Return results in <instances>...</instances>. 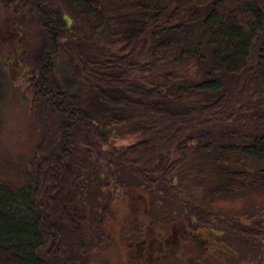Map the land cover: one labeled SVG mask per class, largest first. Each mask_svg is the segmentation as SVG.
<instances>
[{"label":"trees","instance_id":"trees-1","mask_svg":"<svg viewBox=\"0 0 264 264\" xmlns=\"http://www.w3.org/2000/svg\"><path fill=\"white\" fill-rule=\"evenodd\" d=\"M60 1L65 11L57 0H17L14 7L34 16L40 32L27 62L40 136L22 186L0 180V264H87L102 242L111 202L109 195L99 204L104 176L127 172L159 191L158 183L175 178L190 156L206 152L204 166L222 179L216 195L264 187V134L243 141L235 132L214 133L243 113L264 127V0ZM65 12L83 19L114 52L92 54L74 42ZM201 45L208 60L199 56ZM60 53L70 61L68 78L56 74ZM188 57L197 61L190 77L167 72L153 86L143 81ZM122 125L136 141L114 149L107 131ZM197 210L199 227L215 226ZM59 219L71 234H63ZM221 225L264 235L258 221Z\"/></svg>","mask_w":264,"mask_h":264},{"label":"rangeland","instance_id":"rangeland-1","mask_svg":"<svg viewBox=\"0 0 264 264\" xmlns=\"http://www.w3.org/2000/svg\"><path fill=\"white\" fill-rule=\"evenodd\" d=\"M14 1L12 5L11 0H0V180L19 188L22 173L32 164L40 136L31 117L33 91L29 79L31 70L27 64L39 44L40 32L36 18L19 15L14 8L18 7L17 0ZM57 4L65 11V3L57 0ZM65 15L75 35L74 42L78 40L92 54L114 52L116 47L105 44V37L92 36L83 19ZM197 48L199 56L208 60L204 47ZM175 57L179 59L177 55ZM180 62L144 76L143 81L153 86L161 82L167 72L176 73L177 79L190 77L196 70L197 61L188 57ZM69 66L68 57L60 53L56 60L57 76L70 77ZM82 99L83 105L87 106L85 93ZM60 117L55 116L56 123ZM224 130L229 135L237 133L242 140L264 134V127L258 126L248 113L241 114L227 126L216 128L214 133ZM107 132L114 149L136 141V134L126 125L112 127ZM208 158L206 152L190 156L174 172L175 178L168 177L167 181L158 183L159 191L138 184L127 172L119 174L115 180L106 176L99 178L104 191L99 196V204L102 205L109 195L111 202L107 218L101 225L102 242L92 252L87 264H264V235L231 233L221 225L222 220L244 225L258 221L262 222L264 229V187L216 195L213 189L222 179L215 168L204 166ZM196 208L208 212L215 226L199 227L197 215L200 211ZM59 222L63 234H71L72 229L62 223V219ZM207 231L212 234L203 244ZM175 236L177 244L173 243ZM62 248L65 250V246Z\"/></svg>","mask_w":264,"mask_h":264},{"label":"flooded vegetation","instance_id":"flooded-vegetation-1","mask_svg":"<svg viewBox=\"0 0 264 264\" xmlns=\"http://www.w3.org/2000/svg\"><path fill=\"white\" fill-rule=\"evenodd\" d=\"M210 237H211V234H206V235H204L203 238H204L205 243L208 241V239H209ZM168 242H169V241H167L166 244H168ZM173 243H174V244H177V237H176V236H175L174 239H173Z\"/></svg>","mask_w":264,"mask_h":264}]
</instances>
